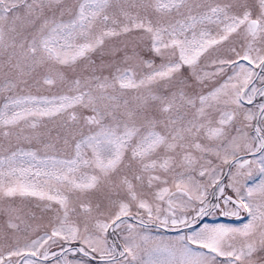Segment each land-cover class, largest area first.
Wrapping results in <instances>:
<instances>
[{
	"label": "snow or ice",
	"instance_id": "snow-or-ice-1",
	"mask_svg": "<svg viewBox=\"0 0 264 264\" xmlns=\"http://www.w3.org/2000/svg\"><path fill=\"white\" fill-rule=\"evenodd\" d=\"M0 138V264H264V0H0Z\"/></svg>",
	"mask_w": 264,
	"mask_h": 264
},
{
	"label": "rangeland",
	"instance_id": "rangeland-1",
	"mask_svg": "<svg viewBox=\"0 0 264 264\" xmlns=\"http://www.w3.org/2000/svg\"><path fill=\"white\" fill-rule=\"evenodd\" d=\"M33 91H35V89H33ZM58 89H53L52 92H57ZM43 94H51L47 91H44ZM49 127H51V124L49 125ZM0 146H6V142L2 140V138H0ZM21 147L25 148L26 150L29 148H36L39 147L38 145H36L35 143L32 145H29L27 143H24L21 145ZM252 158V157H250ZM258 177L255 178L254 182H258ZM19 202V201H18ZM33 206V205H30ZM37 216H40L39 211L37 210ZM46 222V220L44 221ZM130 223H136V221H129ZM36 223H43L40 220L34 221L33 224ZM217 223V222H215ZM41 231H43V228H41ZM146 234L149 235L150 237H152V245H165L168 244L170 241L175 240V238L181 234H183V232L180 231H176V230H172L170 228H162V227H157L155 225H149L147 230H146ZM150 245V246H152ZM58 251V249H56ZM71 258V255H70ZM79 258V257H77ZM95 264V262H94Z\"/></svg>",
	"mask_w": 264,
	"mask_h": 264
},
{
	"label": "flooded vegetation",
	"instance_id": "flooded-vegetation-1",
	"mask_svg": "<svg viewBox=\"0 0 264 264\" xmlns=\"http://www.w3.org/2000/svg\"><path fill=\"white\" fill-rule=\"evenodd\" d=\"M248 158H250V157H248ZM206 222H208V223L217 222V223H226V224L230 223V224H234V225L240 223L239 221L230 220V219L223 218V217L216 218L215 220L213 218H207ZM181 231L183 232L184 230H181Z\"/></svg>",
	"mask_w": 264,
	"mask_h": 264
}]
</instances>
